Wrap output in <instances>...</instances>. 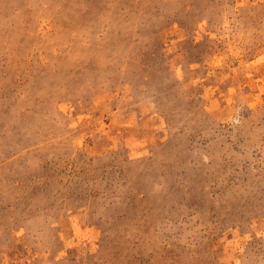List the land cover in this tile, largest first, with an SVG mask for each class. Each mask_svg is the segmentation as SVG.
Here are the masks:
<instances>
[{
	"label": "rangeland",
	"instance_id": "rangeland-1",
	"mask_svg": "<svg viewBox=\"0 0 264 264\" xmlns=\"http://www.w3.org/2000/svg\"><path fill=\"white\" fill-rule=\"evenodd\" d=\"M0 264H264V0H0Z\"/></svg>",
	"mask_w": 264,
	"mask_h": 264
}]
</instances>
